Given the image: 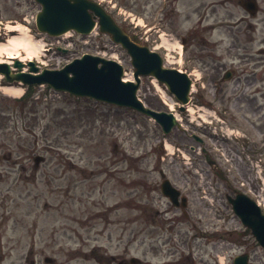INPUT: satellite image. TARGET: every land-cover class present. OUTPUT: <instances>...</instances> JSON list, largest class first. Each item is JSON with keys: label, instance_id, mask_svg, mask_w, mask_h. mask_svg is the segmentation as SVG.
Instances as JSON below:
<instances>
[{"label": "rangeland", "instance_id": "rangeland-1", "mask_svg": "<svg viewBox=\"0 0 264 264\" xmlns=\"http://www.w3.org/2000/svg\"><path fill=\"white\" fill-rule=\"evenodd\" d=\"M259 1L264 6V0ZM127 5L141 18L142 0ZM28 7H32L29 0H0V43L18 36L20 32L8 30L20 27L40 48L44 46L43 35L22 19L37 10ZM106 43V36L91 39L87 47L76 40L70 51L53 47L40 55V61H34L40 69L61 68ZM164 45L171 51L169 56L160 48L156 50L165 65L189 72L192 63L188 59L171 55L178 44L169 41ZM113 50L118 53L124 77L131 76L128 56L120 49ZM10 56L24 62L28 58L23 49L15 47L1 52L0 61L11 62ZM7 86L0 76L2 264H13L19 243L27 247L36 244L37 264H45V256L56 261L103 257L93 249L99 244H110L107 253L116 255L129 243L126 258L142 260L144 245L157 244L164 252L165 245L174 249L182 264H191L190 258L194 264H232L233 257L244 252L250 256L249 264H264L262 249L226 200L227 195L242 192L264 210V86L254 102H246L251 103V109L242 105L243 110L236 112L224 97L218 98L217 91L209 86L199 88L193 82L189 110L182 113L167 92L166 97L162 95L163 89L155 81L142 78L140 98L180 119L169 134L131 110L52 94L45 87L30 90L27 106H23L24 101L3 92L2 87ZM38 94L40 99H36ZM71 118L77 129L73 133L71 128L64 130L63 120ZM198 118L203 127H197ZM219 121L221 129L215 127ZM255 121L262 132L254 128ZM208 130L217 138L205 136ZM226 132L231 140L225 142L222 138L226 136L220 134ZM37 155L43 161L34 169ZM160 171L187 198L185 208H176L163 197ZM205 229L211 237L207 241L197 237ZM100 230L101 237L97 236Z\"/></svg>", "mask_w": 264, "mask_h": 264}, {"label": "flooded vegetation", "instance_id": "flooded-vegetation-1", "mask_svg": "<svg viewBox=\"0 0 264 264\" xmlns=\"http://www.w3.org/2000/svg\"><path fill=\"white\" fill-rule=\"evenodd\" d=\"M19 1V0H18ZM114 1L109 9L106 2ZM137 0H100L101 5L125 30L129 31L131 38L138 40L140 32L128 29L126 24L121 23L116 17L121 8L131 9L127 2ZM240 0H142L140 14L145 20L149 42H157L159 36L174 38L178 37L185 45L186 57L192 59L197 66L194 71L198 85L206 83L208 86L218 89V94L227 95V90L232 96L227 98L228 106L231 105L236 112H241L242 105L245 109H251L250 99L254 102L259 87L264 84L261 79L264 70V6H259L255 1L256 10L246 11L238 8ZM34 5V3H33ZM124 6V7H123ZM238 6V7H237ZM127 10V9H125ZM134 12L138 13L136 10ZM1 14V12H0ZM214 32H217L214 38ZM226 40V42L223 41ZM198 77V78H197ZM202 77V79H201ZM246 91H252L253 97L247 96ZM253 116L257 110L253 109ZM242 119H247L240 115ZM258 121V119H257ZM254 128L258 132L261 127ZM97 232V236H102ZM131 244H125L122 252L113 255L107 250L111 245L99 244L94 247L101 251L103 257L84 259L81 257L52 260L49 264H182L176 259L177 252L168 248L166 252L155 245H144L142 261L133 263L131 258H126ZM14 249V248H10ZM25 250V252H23ZM78 250V248H77ZM15 264H37L36 244H17ZM1 260V256H0ZM190 263L193 260L190 259Z\"/></svg>", "mask_w": 264, "mask_h": 264}, {"label": "water", "instance_id": "water-1", "mask_svg": "<svg viewBox=\"0 0 264 264\" xmlns=\"http://www.w3.org/2000/svg\"><path fill=\"white\" fill-rule=\"evenodd\" d=\"M36 1L41 5V11L36 17V27L38 31L51 36H58L70 30L87 34L94 25L88 10L98 14L103 29L101 30L111 33L113 40L120 43L131 56L132 65L135 68V83L121 82L123 70L117 63L91 55L75 59L61 70H42L40 73L33 62L27 63L29 67L27 73L21 72L24 65L19 61L13 64V67L19 70L17 72H11L7 63H0V74L7 82H18L27 86L47 84L55 90L68 92L77 97H89L108 104L131 108L154 119L165 133L175 126L172 114L147 109L137 100L136 91L140 82L138 76L155 77L184 104L188 101L190 85L185 74L164 69L156 53L130 42L121 31L113 27L109 17L105 16L94 2L89 0ZM35 161L37 162L38 159ZM161 189L164 195L177 203L178 192L172 189L167 181L162 184ZM228 200L242 224L251 230L252 235L264 249V215L260 209L242 194ZM182 201L184 203V200ZM247 258V255L237 256L233 264H247Z\"/></svg>", "mask_w": 264, "mask_h": 264}, {"label": "bare ground", "instance_id": "bare-ground-1", "mask_svg": "<svg viewBox=\"0 0 264 264\" xmlns=\"http://www.w3.org/2000/svg\"><path fill=\"white\" fill-rule=\"evenodd\" d=\"M10 30L18 31L20 34L16 37H12L7 43H0V53L6 50H13L15 47H20L28 54L27 60H41L42 48H40L34 39L30 38L20 27H12ZM10 56L9 58H13ZM22 61V59H21ZM130 79V77H128ZM3 92L11 97H19L23 89L21 87H2ZM225 155L229 157L226 153Z\"/></svg>", "mask_w": 264, "mask_h": 264}, {"label": "trees", "instance_id": "trees-1", "mask_svg": "<svg viewBox=\"0 0 264 264\" xmlns=\"http://www.w3.org/2000/svg\"><path fill=\"white\" fill-rule=\"evenodd\" d=\"M10 138H11V137L9 136V137L7 138V140L10 141Z\"/></svg>", "mask_w": 264, "mask_h": 264}]
</instances>
